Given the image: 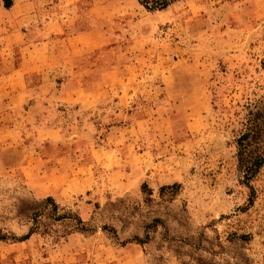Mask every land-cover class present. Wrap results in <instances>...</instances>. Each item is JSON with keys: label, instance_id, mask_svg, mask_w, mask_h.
<instances>
[{"label": "rangeland", "instance_id": "1", "mask_svg": "<svg viewBox=\"0 0 264 264\" xmlns=\"http://www.w3.org/2000/svg\"><path fill=\"white\" fill-rule=\"evenodd\" d=\"M128 3L107 102L49 113L78 162L42 195L0 174V264H264V164L246 179L237 142L264 116V0Z\"/></svg>", "mask_w": 264, "mask_h": 264}, {"label": "crops", "instance_id": "2", "mask_svg": "<svg viewBox=\"0 0 264 264\" xmlns=\"http://www.w3.org/2000/svg\"><path fill=\"white\" fill-rule=\"evenodd\" d=\"M120 1L123 12L131 8V0ZM111 2L12 0L9 7L0 5V174L18 167L37 195L49 192L53 179L66 178L70 168L61 163L78 162L81 148L70 142L63 149L67 132L49 116L51 108L88 109L108 100L112 80L105 48H111L105 40ZM89 152L87 158L96 160L108 153L94 145Z\"/></svg>", "mask_w": 264, "mask_h": 264}, {"label": "trees", "instance_id": "3", "mask_svg": "<svg viewBox=\"0 0 264 264\" xmlns=\"http://www.w3.org/2000/svg\"><path fill=\"white\" fill-rule=\"evenodd\" d=\"M176 1L178 0H138L139 4L148 12L163 11ZM11 4L12 0H0V5L4 7H9ZM263 117L260 114H251L246 120L243 133L237 140L239 148L243 152L242 154H245V157H241V162L244 161L245 164L243 167L246 179L264 164V148H255L260 145L263 138ZM247 186L249 187V185ZM0 239L2 240V237Z\"/></svg>", "mask_w": 264, "mask_h": 264}]
</instances>
